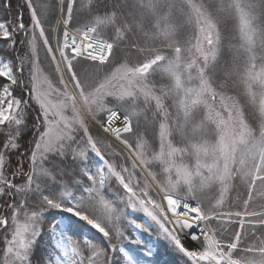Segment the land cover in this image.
<instances>
[{
  "label": "snow or ice",
  "instance_id": "1",
  "mask_svg": "<svg viewBox=\"0 0 264 264\" xmlns=\"http://www.w3.org/2000/svg\"><path fill=\"white\" fill-rule=\"evenodd\" d=\"M24 7L27 24L22 15L0 22V40L9 48L0 57V264H47L54 253L55 264H114L118 252L121 264H140L122 248L123 227L148 229L129 220L128 209L155 226L180 264H264V126L254 131L229 97L232 142L205 145L198 155L175 139L171 114L159 104L145 109L108 87L90 93L82 113L70 88L83 96L81 66L101 65L108 55L110 38L99 34L114 28L115 9L102 11L101 0H24ZM250 7L264 14L261 5ZM258 78L264 73L247 77ZM100 97L112 99L100 103ZM258 107L264 120V101ZM157 132L153 151L149 140ZM248 137L258 139L237 160ZM85 225L110 250L85 237ZM49 227L63 243H52Z\"/></svg>",
  "mask_w": 264,
  "mask_h": 264
},
{
  "label": "trees",
  "instance_id": "2",
  "mask_svg": "<svg viewBox=\"0 0 264 264\" xmlns=\"http://www.w3.org/2000/svg\"><path fill=\"white\" fill-rule=\"evenodd\" d=\"M256 4L261 5L259 12L264 13V0H101L102 11L104 9L109 11L115 9V11L111 12L110 21L114 28L109 31L108 36L100 33L99 37L104 40L110 38V43L115 49L114 58L119 55H134L138 49L145 57L142 62L152 63L147 72L146 84L157 95L164 111L171 114L169 127L175 139L186 141L192 152L198 155L201 154L205 145L210 150L215 148L220 141L221 133L219 128L210 121L203 105L199 106L193 102L185 104V100L189 98L193 100V97L197 99L199 96L196 78L198 75L194 61L197 29L192 6L201 10L215 28L216 55L205 70L210 82L213 103H227L229 106L227 99L229 97L239 101L238 107L243 109L246 122L255 131L256 127L264 126V120L259 119L258 107L259 103L264 101V79L258 78L252 81L247 79L253 70L264 73V14L257 15L250 7ZM250 12L251 23L246 25L245 18ZM18 15H22L24 22L28 23L29 10L24 7V0H0V22L12 23ZM141 16L144 20H140ZM83 18L82 16L81 19ZM137 20L144 24L148 34L156 33L158 37L160 32L156 30L163 29L166 33L165 39L148 40L135 47L134 43L128 41L133 37V29L136 27H133V24ZM8 51V46L0 40V57L6 55ZM157 66L161 69H156ZM132 67L137 66L132 65ZM110 68L107 66L101 70L85 65L81 76L83 87H85V81L90 80L87 77L92 75L100 76L105 80L110 76L112 71ZM129 100L134 104L143 101L145 109H150L155 104L141 96ZM191 103L193 105L189 107L188 104ZM156 139H158V132L150 142V148L153 151H158ZM256 139L258 137H249L248 147L255 143ZM25 142L30 144L31 137H28ZM209 154L214 155L212 152ZM17 159L23 162L22 156ZM55 187L54 185L53 188ZM128 211L130 212L129 220L134 219L148 229L147 231L139 229L144 237L142 242L144 245H141V248L137 247L138 252L146 255V250L153 245L155 252L159 253L158 257L146 255L145 263L180 264L176 255L166 247L165 242L157 237L155 226L153 225L151 230L146 220L151 222L142 213L131 209ZM56 221L52 220L51 224ZM123 231L125 236L131 232L128 222H125ZM83 234L110 250L108 241L90 226L86 225ZM117 258H120L118 253L115 254L114 264H121Z\"/></svg>",
  "mask_w": 264,
  "mask_h": 264
},
{
  "label": "rangeland",
  "instance_id": "3",
  "mask_svg": "<svg viewBox=\"0 0 264 264\" xmlns=\"http://www.w3.org/2000/svg\"><path fill=\"white\" fill-rule=\"evenodd\" d=\"M193 8L194 11V18L196 20V29H197V34H196V43L194 45V48L196 50L195 54V71H197V82H198V93L199 96L197 99L193 97V100H185L186 102H193L196 103L197 105H203L205 108L206 114H208V117L213 124H215L216 127L219 128L221 131L220 124L217 123L216 119L213 118V114H215V117H218L219 120L225 125L223 128V131H221V134H223L222 140L219 141L218 144L224 143L225 146H227L228 143L232 142L233 140V132L234 128L231 127L232 121L234 119L233 117V111L229 108L227 103H222V104H215L212 101V92L210 91V87L204 88L203 85L205 82H207L210 85V82H208V78L206 77V68L208 65L212 62V55L209 53V49L212 50V52L215 53V46H216V39H215V28L212 26V22L210 21L209 18L206 17V15L201 11L198 10L197 8ZM142 18L140 20H144V17L141 16ZM137 20L135 24H133V27L136 26L133 29V37L129 39L128 42H131L132 44L134 43L135 47L140 46L142 43L148 41V40H153V41H159V40H164L166 33L163 29L158 28L156 30L159 33V36L157 37L156 33H150L148 34L147 31H145V26L144 24L140 21ZM207 36H211L212 42L210 43L208 39H206ZM136 51V50H135ZM140 51V50H139ZM137 49L135 52L136 54L134 55H119L117 59L114 61V65H117L119 69L117 70V73L113 74L110 76L109 79L107 80H102L101 82L94 84L91 87L92 91L87 92V94L84 92V95L80 97L79 101L83 107V109L88 113V105L83 103V101L88 97L90 93H99L102 91H105L108 87H111L116 90L117 94H122L123 100L129 99V97L132 96H141L143 99H147L149 101H153L155 104H159V100L157 98V95L151 90V87H149L148 84H146V76L147 72H149L152 63L149 62V64H146L145 62H142L145 57L142 53H140ZM208 55V60H205V55ZM216 55V53H215ZM144 57V58H143ZM126 63V64H125ZM130 63L133 66H137V68H132ZM140 64V65H139ZM156 69H161V67L157 66ZM114 71V68L112 69ZM75 93L77 94L76 90H74ZM112 97H100V103H105V101L110 100ZM193 103L188 104L189 107L193 105ZM77 104V110L82 112V109L78 106ZM187 105V106H188ZM219 105V106H218ZM162 106V105H161ZM185 106V108L187 107ZM100 116H104L103 113L99 114ZM249 138V137H248ZM248 138L245 144L240 145L239 149L236 152V159H240V155L242 151H247L248 149ZM95 159V158H94ZM23 163V162H22ZM95 161H93L94 165ZM96 163L98 164L99 161L96 160ZM248 166H252V161L249 160ZM239 167V165H237ZM95 170V166H93V171ZM65 216H68V213H63ZM84 223V222H80ZM59 221L55 223V225H58ZM62 227V226H61ZM50 228V227H49ZM136 231V230H135ZM49 233L51 234L52 237V243L56 244L58 242L63 243V239L61 237L60 232L57 230L55 233H53V229L50 228ZM132 234L131 232H129ZM137 236L139 237V234L135 232ZM136 238L132 234L131 237L128 238L132 239ZM47 242V237L45 238ZM42 248H46V243L45 245H41ZM124 252L128 253L129 255L133 256L132 254L127 251L126 247H122ZM59 255L62 256V252L59 253ZM118 255L120 256V261H122L121 254L118 252ZM135 258V257H134ZM47 264H55V260L57 259V254H53V259L51 261H47V257H45Z\"/></svg>",
  "mask_w": 264,
  "mask_h": 264
},
{
  "label": "bare ground",
  "instance_id": "4",
  "mask_svg": "<svg viewBox=\"0 0 264 264\" xmlns=\"http://www.w3.org/2000/svg\"><path fill=\"white\" fill-rule=\"evenodd\" d=\"M98 80V78H96V79H93V80H90L89 82H87L88 84H92L93 82H96ZM70 90H71V92H72V94L75 96V98H78V97H80L79 96V94L77 93H75V89L74 88H70ZM79 99V98H78ZM86 113V112H85ZM95 126V125H94ZM111 139V138H110Z\"/></svg>",
  "mask_w": 264,
  "mask_h": 264
}]
</instances>
